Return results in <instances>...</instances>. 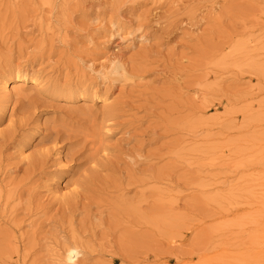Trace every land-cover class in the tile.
Wrapping results in <instances>:
<instances>
[{"label": "rangeland", "instance_id": "374dc122", "mask_svg": "<svg viewBox=\"0 0 264 264\" xmlns=\"http://www.w3.org/2000/svg\"><path fill=\"white\" fill-rule=\"evenodd\" d=\"M71 243L264 264V0H0V264Z\"/></svg>", "mask_w": 264, "mask_h": 264}, {"label": "bare ground", "instance_id": "6f19581e", "mask_svg": "<svg viewBox=\"0 0 264 264\" xmlns=\"http://www.w3.org/2000/svg\"><path fill=\"white\" fill-rule=\"evenodd\" d=\"M118 71L119 70L117 68H113L111 70L104 71L103 73H104V75L106 73H108V74L109 73L110 74H117ZM19 76L21 77V75H19ZM115 79H118V78H115ZM26 80H30V79L27 76H25L24 77V81H26ZM31 81H32V83L35 86H40L42 84V82H40V80L37 77L36 78H31ZM11 89L16 90V85H13L10 88L9 81H4L1 90H2V92L4 94V97L6 99L8 98V92H10ZM14 196H18L19 197L20 194L17 193V191H16L15 193L12 194L11 197H14ZM81 249H83V246L79 245L78 243H71L69 245H66V247H64V251H63L62 255L60 254V256H63L64 263H66V264H79V258H80V255L82 253V250ZM262 257H264V255ZM248 259L249 260L251 259V260L248 261L247 264H253L254 261H257L258 262V259H260V257H255L252 254H250V256H248ZM238 264H243L240 259H239V263Z\"/></svg>", "mask_w": 264, "mask_h": 264}]
</instances>
